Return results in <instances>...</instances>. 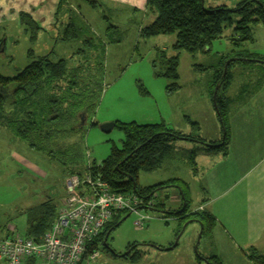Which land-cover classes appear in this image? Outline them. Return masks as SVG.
<instances>
[{
  "label": "rangeland",
  "instance_id": "374dc122",
  "mask_svg": "<svg viewBox=\"0 0 264 264\" xmlns=\"http://www.w3.org/2000/svg\"><path fill=\"white\" fill-rule=\"evenodd\" d=\"M239 1L203 0L202 4L205 8L226 5L233 9ZM74 11L81 19L90 21L92 33L81 23L76 38L71 41L57 39L65 24L64 8L58 14V24L48 34L38 30L36 32L33 25L27 24L21 15H27L25 11H0V75L15 76L37 57L48 55L54 61H66L67 72L70 74L67 79L72 75L79 78L77 85L68 90L71 93L68 100L65 93L64 104L48 103L49 90L44 87L31 95L30 104L25 108L7 109L11 112L8 115L9 121L14 123L0 118V237L24 236L26 215L23 211L27 207L52 198V202L59 208L66 196V178L70 170L83 172L87 164H98L113 148L122 147L125 134L120 125L114 124L106 132L100 128L101 124L115 121L125 123L133 119L142 124L163 121L183 131L181 122L184 114L181 105L176 107L177 102L171 97V91L167 90L174 83L177 87L182 85L185 88L189 82L196 91L194 100L189 101L190 106L184 111L198 118L200 128L193 127L186 134L212 136L211 118L216 120L218 117L210 91L219 57L233 50L238 52L247 48L245 44L237 45L230 41L235 23L225 27L221 36L211 41L209 51L189 53L172 49L168 36L175 34L140 37L138 28L146 22L141 23L139 17L130 12L114 13L113 9L107 10L103 6L91 10L85 6H76ZM236 19L237 16H233V22ZM258 26L260 29L256 31L252 25L253 33L257 35L253 47L258 49L257 53L264 55V27ZM89 35L92 38H88ZM87 41L90 42L87 44ZM159 41H165L166 44L158 46V49L155 43ZM163 47H166L168 55L180 54V79L163 74L165 68L160 60ZM232 60L233 57H230L228 62ZM242 63L233 61L231 70H241ZM252 64H255L256 69L250 67ZM249 65L244 66L250 68L247 77L243 73L238 74L239 71L236 73L234 86L242 80L244 84L250 82V86L257 88L260 72L264 71V62L253 61ZM14 87L13 83L10 89ZM216 89L213 88V94ZM247 92L251 93L253 89ZM72 97L88 107L85 115L77 110V114L70 119L44 120L40 124L41 107L51 106L64 111L61 108L73 106ZM243 99L235 101L240 103ZM31 109L33 112L38 110V114L29 119L23 112ZM177 112L181 114V126L176 124ZM142 115L152 117L141 120ZM36 119L38 121L34 122L32 128L27 127L28 121ZM183 124L185 126L187 123L184 121ZM185 127L189 129V126ZM176 142L201 147L199 143L186 139ZM176 142L172 143L167 155L153 171L138 173L137 183L147 186L178 178L185 183L183 188L189 208L196 209L202 202L199 180L204 166L197 164L196 155L190 159L188 151L176 146ZM154 196L161 204L154 210H143V213L149 214L144 228L134 226L135 214H119L121 222L113 228L107 241L111 251L119 255L99 243L98 256L82 264H208L204 253H217L223 260L221 264H257L252 256L248 258L249 253L245 255L233 249V253H227L225 247L214 240L207 247L209 236L199 237L200 223L183 220L174 213L183 204L179 188L160 187ZM134 242L139 243L136 249L129 255H121Z\"/></svg>",
  "mask_w": 264,
  "mask_h": 264
},
{
  "label": "trees",
  "instance_id": "16d2710c",
  "mask_svg": "<svg viewBox=\"0 0 264 264\" xmlns=\"http://www.w3.org/2000/svg\"><path fill=\"white\" fill-rule=\"evenodd\" d=\"M202 1L147 0L146 9L153 14V19L141 27L139 36L148 38L159 34H175V42L172 45L174 50H185L189 53H195L209 51L211 41L220 37L224 28L233 23H235L233 28L234 34L230 37V41L237 45H241L246 40H253V24L264 26V0H241L233 9L228 8L226 5L205 8ZM21 15L28 22L27 24L33 25L29 14L22 13ZM233 16H237L234 22ZM75 36H77V30H75L72 24H69L65 27L61 35V40H67ZM160 57L165 68L163 74L170 78H178L177 69L179 66V57L177 53L174 55H166L161 52ZM230 57H233V60L228 62ZM219 58V65L215 68L213 74L210 93L212 92L213 95V88L217 87L212 101L217 111L221 131L222 133L224 132L222 140L215 142L205 140L200 135L193 136L186 134L170 127L163 121L143 124L135 121L125 123L115 121V124L120 125L124 130L125 135L122 141V147L120 149L113 148L100 163H93L85 170V172L90 170L92 174H100L101 178L108 182L112 191L135 193L146 199L152 197L154 192L160 187L174 186L179 188L183 204L174 213L183 218V220L197 219L202 226L201 236H208L209 232H211L212 218L205 211L189 208V202L183 188L184 181L178 178H170L155 185L140 186L137 183V176L140 171H153L161 163L163 157L167 155L172 143L176 140L186 139L195 141L200 144L201 147L199 148L205 152L221 149L224 151V154L226 153L229 128L223 91L230 82V65L233 61L237 60L243 62H264V55L245 49L238 50V52L233 50L231 53L221 55ZM76 68L78 69L79 66H76ZM68 76L70 74L67 72L66 61L64 59L54 61L48 55L37 57L22 68L15 76L0 75V118H6L8 123H14L13 121H9L10 117L8 115L11 112L7 109H11L12 107H15V110L25 108L30 104L31 95L44 87L49 90L48 103L64 104L68 100V97L70 98L71 96L68 90L77 85L79 81V78L73 77V75L71 77L72 79H67ZM13 83L15 87L11 90L10 86ZM173 89H177V84L174 83L172 87H167L168 91L172 92ZM65 93H67V99L65 98ZM74 100L76 99L73 98V106L61 108L64 111H58V108L51 106L41 107L39 111V114L42 115H39L40 124L44 120L70 119L77 114V110H79L78 113L82 112L85 115L88 107L86 105L84 106V104H79L80 100ZM35 111L33 112L32 109L29 111L24 110L23 115L31 119L33 118L32 116L38 114V110L35 109ZM47 111H51V113ZM53 111L56 113L54 114ZM25 121L27 122L28 120ZM37 121L38 119L28 121L27 127L32 128L34 122ZM189 122L194 128H198L195 122ZM13 127L15 126L13 125ZM204 142L210 143L211 145H204ZM195 154L196 151L193 150L190 159ZM83 172L70 170L68 175L72 173L82 175ZM160 204V202H157L151 209L154 210ZM57 211L58 208L52 202V198H46L36 205L27 207L23 211L26 215L24 236L31 237L38 242L44 232L50 227L57 215ZM120 213L122 212L114 214L112 219L100 229L99 233L86 243L85 250L81 254L77 264L89 261V255L97 250L99 243L104 244L108 232L117 226L119 221L121 222L118 219ZM7 237L9 236L0 237V239ZM248 253V258L252 256L257 264H264V252H260L255 247H252ZM251 253L255 255H251ZM205 258L209 261V264H221V260L217 256ZM26 260L36 264L33 258H26Z\"/></svg>",
  "mask_w": 264,
  "mask_h": 264
},
{
  "label": "crops",
  "instance_id": "0c3cea01",
  "mask_svg": "<svg viewBox=\"0 0 264 264\" xmlns=\"http://www.w3.org/2000/svg\"><path fill=\"white\" fill-rule=\"evenodd\" d=\"M146 1L147 0H0V11L13 13L25 11L33 21L36 32L38 30L48 34L51 29H54L58 24V14L62 8H64L65 11V24L62 29L63 33L65 27L69 24H72L75 30L81 27V23L85 24L89 30L92 29L90 21L81 19V17L75 13L74 8H76V6H85L90 10L91 8L97 9V7L103 6L106 7L107 10L113 9L114 13L130 12L137 15L141 23L146 22L139 26V33L141 27L153 19V14L146 9ZM253 25L256 27V31L260 29L258 28L260 24ZM253 30L254 28H252L253 40H246L241 44H245V47H247L246 49L251 52H258V49L253 47V44L257 42V35L253 33ZM61 35H57V39L60 41H71L76 38L75 36L67 40H61ZM168 37V42L171 43L172 47L175 42V36ZM88 38H92V36L89 35ZM89 42L90 41H87V44ZM164 44H166L165 41L155 43L158 49V46H164ZM166 51V47L160 50V52L168 55ZM177 55L179 57L180 54L177 53ZM249 64L250 62H243L241 70L238 69L235 71H239L238 74L243 73L246 75L245 77H247L250 68L244 66L249 67ZM179 66L177 73L180 79L181 71ZM250 67L256 69L254 68L256 67L255 64H252ZM229 71L231 74V84L229 82L223 91L229 128L226 153L224 154L223 150L205 152L203 149L199 148V146L197 147L193 144H179L182 142H176L178 140L175 141V145L187 150L189 158L191 152L193 150L196 151L195 159L197 160V164L199 166H204L199 180V191L201 192L200 200L202 202L198 204L196 209L207 212L212 218L213 223L211 232L208 234L209 243L207 247L213 244L212 242L214 240L219 245L224 246V250H226L227 253H233L231 252V249H233L235 251L239 250L240 253L242 252L247 255L252 247H255L260 252H264V71L262 73L260 72V78L256 89L249 85L250 82H245L246 84H244L242 80L234 86L233 83L237 72H234L231 68ZM186 84L188 86L186 85L185 88L180 85V87H177V89L171 92V97H174L177 102L176 107L179 108L180 104L181 112L184 114L181 122L183 126L179 123L181 116L180 112H177L176 118V124L181 126L182 132L184 133L189 132V130L194 127L189 121L195 122L198 128H200L198 118L193 115H188V113L184 111L185 108L190 106L189 101L192 99L194 100L196 93L194 88L189 85V82ZM182 88H184V91L179 93ZM249 89H253V92H247ZM245 92L250 93L249 96L246 95ZM240 98L244 99L240 103H237L235 100H239ZM151 117L152 115H142L140 119L147 120ZM134 120L135 119L132 121ZM184 121L187 123L185 126H189V129L184 126ZM210 126L214 133H212L210 137L206 136L203 138L205 140L218 142L221 140L223 134L219 119L217 118L215 120L211 118ZM192 142L197 143L195 141ZM91 164H87V167H90ZM148 210L153 209H146V211ZM204 254H206L204 257L217 256L221 262L223 261L217 253ZM23 264L34 263L26 260Z\"/></svg>",
  "mask_w": 264,
  "mask_h": 264
},
{
  "label": "built area",
  "instance_id": "2783aa9c",
  "mask_svg": "<svg viewBox=\"0 0 264 264\" xmlns=\"http://www.w3.org/2000/svg\"><path fill=\"white\" fill-rule=\"evenodd\" d=\"M157 197L146 199L135 193L112 191L100 174L90 170L71 174L66 180V196L50 227L37 242L31 237L9 236L0 239V263L23 264L26 258L36 264H77L86 243L117 212L135 214V227L144 228L149 218L143 210L157 204ZM98 251L89 255L96 258Z\"/></svg>",
  "mask_w": 264,
  "mask_h": 264
},
{
  "label": "water",
  "instance_id": "95a60500",
  "mask_svg": "<svg viewBox=\"0 0 264 264\" xmlns=\"http://www.w3.org/2000/svg\"><path fill=\"white\" fill-rule=\"evenodd\" d=\"M215 93H216V90L214 91V94H213V96L215 95ZM115 124V122H106V123H103V124H101L100 125V128L103 130V131H110V129H111V127L113 126ZM223 136H224V132H223ZM223 136H222V138L221 139H223ZM204 145H211L210 143H206V142H204ZM189 221L190 220H195V221H197V219H188ZM188 220H186V221H188ZM185 221V222H186ZM120 222V221H119ZM119 222L117 223V224H119ZM202 229V226H201V224H200V232H199V237L201 236V230ZM105 244V243H104ZM172 246H174V245H171V247ZM129 252L128 251H126L125 253H123V254H121V255H123V256H125V255H127ZM205 260H206V262L209 264V261L205 258Z\"/></svg>",
  "mask_w": 264,
  "mask_h": 264
},
{
  "label": "flooded vegetation",
  "instance_id": "af4514ba",
  "mask_svg": "<svg viewBox=\"0 0 264 264\" xmlns=\"http://www.w3.org/2000/svg\"><path fill=\"white\" fill-rule=\"evenodd\" d=\"M83 114V113H82ZM84 115V114H83ZM222 140V139H221ZM86 173V172H85ZM72 174H77V173H72ZM71 175V174H70ZM79 175V174H78ZM69 176V175H68ZM68 176H67V178H68ZM67 178H66V180H67ZM60 207V206H59ZM113 231V229H111L109 232H108V234H107V236L105 237V241H104V246H105V248L107 249V250H112L110 247H109V244H108V239H109V237L111 236V232ZM139 245V243H134V244H129L128 246H127V249H126V251H128L129 253L127 254V255H129L134 249H136V247ZM113 254H116V252L115 251H111ZM116 255H119V254H116ZM98 256V255H97Z\"/></svg>",
  "mask_w": 264,
  "mask_h": 264
}]
</instances>
